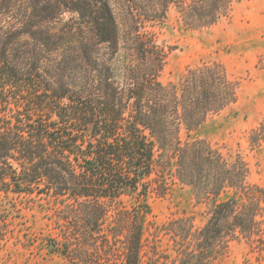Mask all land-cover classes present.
I'll return each instance as SVG.
<instances>
[{"label":"trees","instance_id":"1","mask_svg":"<svg viewBox=\"0 0 264 264\" xmlns=\"http://www.w3.org/2000/svg\"><path fill=\"white\" fill-rule=\"evenodd\" d=\"M122 1L0 0V192L42 198L72 264H216L234 239L264 241V187L239 156L190 138L238 81L203 61L163 84L151 27L171 5L184 29L209 27L238 0ZM251 135L264 140V119ZM155 171L205 205L201 225L186 214L156 227L166 251L148 240Z\"/></svg>","mask_w":264,"mask_h":264},{"label":"rangeland","instance_id":"2","mask_svg":"<svg viewBox=\"0 0 264 264\" xmlns=\"http://www.w3.org/2000/svg\"><path fill=\"white\" fill-rule=\"evenodd\" d=\"M111 2L119 7L123 1ZM151 29L166 52L158 76L163 84L177 87L185 70L203 61L221 62L229 77L238 81L236 100L209 115L190 138L207 140L228 159L239 156L247 166L248 181L264 187V140L259 144L251 141V130L264 119V0H238L228 16L196 30L184 29L171 5L164 22ZM180 137L186 138L183 130ZM160 174L155 171L151 175L148 240L153 243L157 234L156 243L165 250L169 246L156 227L186 214L193 215L194 222L201 225L205 205L195 200L190 188L180 183L173 171L158 187ZM130 202V197L122 195L113 205L126 207ZM23 203L32 205L17 210ZM52 214L53 210L38 196L32 200L25 194L0 192V264H72L64 254ZM118 249L116 255L120 254ZM216 264H264V241L234 239Z\"/></svg>","mask_w":264,"mask_h":264},{"label":"water","instance_id":"3","mask_svg":"<svg viewBox=\"0 0 264 264\" xmlns=\"http://www.w3.org/2000/svg\"><path fill=\"white\" fill-rule=\"evenodd\" d=\"M51 246H52V244H51Z\"/></svg>","mask_w":264,"mask_h":264}]
</instances>
